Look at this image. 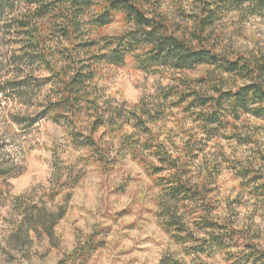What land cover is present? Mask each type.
I'll return each mask as SVG.
<instances>
[{"label":"clouds","instance_id":"1","mask_svg":"<svg viewBox=\"0 0 264 264\" xmlns=\"http://www.w3.org/2000/svg\"><path fill=\"white\" fill-rule=\"evenodd\" d=\"M0 264H264V0H0Z\"/></svg>","mask_w":264,"mask_h":264}]
</instances>
